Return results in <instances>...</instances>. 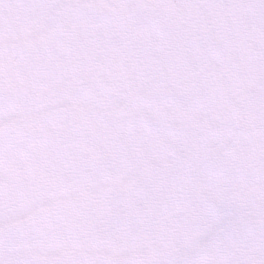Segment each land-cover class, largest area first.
<instances>
[{
  "label": "snow or ice",
  "instance_id": "snow-or-ice-1",
  "mask_svg": "<svg viewBox=\"0 0 264 264\" xmlns=\"http://www.w3.org/2000/svg\"><path fill=\"white\" fill-rule=\"evenodd\" d=\"M0 264H264V0H0Z\"/></svg>",
  "mask_w": 264,
  "mask_h": 264
}]
</instances>
